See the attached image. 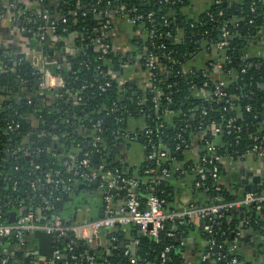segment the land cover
<instances>
[{"label":"trees","instance_id":"trees-1","mask_svg":"<svg viewBox=\"0 0 264 264\" xmlns=\"http://www.w3.org/2000/svg\"><path fill=\"white\" fill-rule=\"evenodd\" d=\"M35 1L38 5L37 11H25L16 7L14 14L20 25H25L26 19H30L33 24L31 22L28 27L34 30V27L45 24L42 15L47 11L48 21L56 26L53 39L49 37L43 42H38L32 33H25V36L51 63L48 70L53 75L61 77L64 87L40 95L38 82L41 73L32 67L31 62L20 55L9 57L0 52V213L4 222H12L30 210L41 211L38 197L47 196L49 184L44 189L32 190L30 183L37 178H43L47 172L60 169L61 161L67 153L73 152L75 145L88 144L90 134H93L92 121L104 116L111 107H115L116 115L124 118V122L122 124L113 122L105 126L106 145L101 148L102 159L109 161L108 166L121 170L124 177L138 179L136 193L142 204L148 196V187L153 186L154 194L164 201L163 207L166 211L176 209L175 186L184 184L187 176L171 175L170 178H163L156 184L157 179H160L161 169L164 167L170 169L167 164L158 167L153 165V162L145 161L137 172H133L124 170L118 161L112 159L117 147L126 141L120 138L111 142L113 137L110 134L127 129L128 114L133 120L143 124V128L136 130L141 136L135 143L140 146L149 143L145 155L151 151V146L160 148L162 142H167L169 147L173 148L180 125L169 127V122L161 115V110L170 106L174 112H187L193 109L199 116V108L204 105L207 109V115L203 117L204 126L213 121L220 128L219 136L214 138L213 142L217 152L224 158L234 156L240 159L237 157H241L243 151L251 146L255 134L264 133V86H261L264 85V72L246 69L241 75L235 74L238 66L242 65L243 54L253 50V46H258L261 40L259 33L264 27L263 0H210L204 11L194 15L187 11L189 0H167V3L165 0ZM0 4V15H3V3L0 1ZM82 13H85V16ZM148 14L151 15L149 19ZM136 16L142 17L141 23L135 25L142 37L138 36L139 38L132 44L135 52L127 53L125 58H134L140 69L144 70L145 59L139 58L143 50L146 53L151 51L157 56V66L152 74L154 85L163 93L158 108L152 107L149 102L152 95L146 90L144 93L147 101L140 105L144 93L136 80L128 79L127 72H121L123 78L128 79L122 84L116 79L111 80L109 76L112 67L119 65L121 60V55L113 48V39L110 36L115 26L113 20L123 22L126 18ZM225 23H228L226 28L229 39L226 53L230 55V64L224 65L220 75L210 78H204L197 72L193 77L182 74L181 70L188 60L193 56H203L202 35L208 34L209 39L214 41L217 38V28ZM151 25L155 26L156 32L149 42L146 40L148 34L144 27L149 29ZM103 26H107L105 33L101 31ZM165 33L175 41H171L169 37H158V34ZM102 35L108 36L112 45L107 54H101L96 47L91 46V40ZM71 40L74 41L76 54L65 65H61L56 58L65 51L66 44ZM169 52L173 63L168 62L163 56ZM250 54L253 56L254 52ZM255 61L253 58V62ZM225 71L230 73L227 74ZM218 78L225 82V87L221 90L223 101L229 99L231 105L223 101L208 103L197 97L204 82H206L204 90L210 93ZM107 82L109 86L105 91L99 90L98 87L104 86ZM58 94L60 97L55 96ZM19 96L20 102L17 104L16 98ZM166 97L171 100L170 105L167 104ZM247 106L250 107L249 112H245ZM231 118L235 119L228 129L230 132L226 133L225 124ZM197 120L192 122V127L197 125ZM34 122L37 123L35 130ZM170 123L173 124L174 120ZM8 125L14 129L8 130ZM205 129L200 132L205 133ZM146 130L150 131L147 136L144 135ZM188 133L194 134L192 131ZM23 150L28 154H23ZM170 157L180 162L179 152H171ZM183 166L188 168L191 164ZM151 169L154 173H144L145 170ZM60 170L66 184L60 186L54 195L61 199L60 204H66L74 195L78 196L80 191L75 178L63 169ZM195 178L193 176L191 179L195 181ZM220 180L223 181L220 191L211 187V180L208 178L203 181L201 188L192 185V193L203 197V202H194L192 205L210 204L209 201L205 202V199L216 194L225 201L234 200L243 194L239 182L234 178L226 175ZM93 188L94 186L90 185L87 189ZM205 189L207 191H204ZM263 190L264 186H261L257 191ZM60 204L55 205L54 212H61ZM51 214L53 212L47 213ZM245 221L249 222L248 227L253 232L264 237V208L261 213H254L247 208L231 211L224 216L219 226L220 231H224V236L215 237L217 243L226 241L220 250L222 255L232 256L227 249V243L235 239L234 232L240 231L242 229L240 224ZM129 229L131 242H136V245L127 255L124 254L126 249L121 248L119 242H113L107 250L103 247L85 248L80 242H75L72 245L73 251L68 253L66 246L70 239L62 238L55 243V247L62 255L56 264H72L70 256H74L82 264H88L81 259L85 256H93L92 264H131L130 259L134 260L133 264H159V254L166 247L170 249L166 264H183L182 243L190 236L196 235L204 239L206 236L191 224L185 222L179 224L177 221L165 224L163 230L159 232L158 242L142 236L135 226ZM118 234L119 232H116L113 235L117 238ZM30 238L24 235L21 241L13 237L3 240L0 259L8 257L7 264H31L32 257L24 256V248L19 246L21 242L24 244L29 242ZM5 248L18 251L11 254ZM233 255L239 260L243 259L239 252H234ZM208 264H212V261Z\"/></svg>","mask_w":264,"mask_h":264},{"label":"built area","instance_id":"built-area-1","mask_svg":"<svg viewBox=\"0 0 264 264\" xmlns=\"http://www.w3.org/2000/svg\"><path fill=\"white\" fill-rule=\"evenodd\" d=\"M165 3L168 1L165 0ZM161 3V2H159ZM1 6V4H0ZM7 14H12L14 6H5ZM253 11V8L251 9ZM95 12V10H93ZM134 11L132 10V13ZM100 14V13H98ZM209 16L208 13H206ZM85 16V13H82ZM148 14L147 19L150 18ZM42 20L44 25L34 27V30L28 27L32 22L30 19H26L25 25L17 26V30L21 33H32L36 36L38 42H43L46 38L53 39V35L56 32V26L54 23L48 21L47 11L43 12ZM128 24L135 26L141 23L142 17L136 16L135 18L124 19ZM33 24V22H32ZM223 24L217 28V38L212 41L209 39L208 34H203L201 37L203 41V56L202 60L197 58L198 56H193L188 60L184 66L182 74L193 77L196 72L204 78H210L212 76H218L224 69V65L230 64V55H227L226 50L228 47L229 32L227 31L226 25ZM155 26L151 25L149 29L144 27L147 32V39L149 42L153 38V34L156 32L154 30ZM102 33L107 31V26H103L101 29ZM159 38L169 37L171 41H175L174 38L170 37L168 33L164 35L158 34ZM109 37L106 35L97 36L91 40V46L96 47L101 54H107L110 52L112 45ZM164 58L173 63V58H171L170 52L163 55ZM126 55H121V60L119 65H114L112 67V72H109L110 79H116L120 84L124 83L128 79L136 80L137 84L144 93V90L151 94L150 104L153 108H158V103L163 95V93L154 85V79L152 71L155 70L158 62L157 56L151 51L147 53L143 50L139 58L145 59L144 70H141L137 65V62L133 60L134 58H125ZM253 58L256 59L253 62ZM31 65L34 69H37L41 75L38 82V92L42 95L44 92L61 90L64 87V82L61 77L53 75L49 70V63L40 52L36 54L34 59H31ZM116 68V69H115ZM246 69H252L255 71L264 72V55L259 51L254 53L252 56L250 53L243 54L242 65H239L235 74H243ZM127 72L129 78L126 80L123 78L121 72ZM226 72V71H225ZM227 74L230 71L226 72ZM234 73V71H233ZM109 86V82L105 83L104 86H99V90L105 91V88ZM206 87V82L203 83L202 89L197 93V97L208 103H216L223 101V93L221 90L225 87V82L218 78L217 83L214 86L212 92L207 93L204 88ZM85 88V86H83ZM60 97V95H55ZM166 102L170 105L171 100L166 97ZM145 93L140 101V105L146 103ZM224 103L231 105V101L226 99ZM250 107L245 108V112H249ZM117 110L115 107H111L104 116L98 119H94L92 122L93 134H90V142L86 145H75L72 149L73 152L67 153L60 164V169H63L66 173L70 174L76 180L78 186L84 185L83 192L86 194H92L97 192L101 196L102 201V217L87 219L77 223H65L59 213L54 212L56 204H60L61 199L56 194V190L66 184V180L61 176V170H53L47 172L43 175V178H37L35 181L30 183L32 190L44 189L46 185L49 184V192L47 196L38 197V205L41 207V211L32 212L31 210L22 216L16 218L14 222H4L2 214L0 213V247L2 246V241L13 237L14 239L21 241L23 236L31 233L33 231L41 230L46 233H51L53 235V258L47 261V264H56V262L61 258L60 251L55 247V243L62 238H69L70 241L66 246L68 253L73 251V244L75 242H80L86 248L94 247L99 244L101 239V234L113 235L117 228H130L135 226L142 236H147L158 242L159 232L163 230L167 222L177 221L179 224L183 222L191 224L201 233L205 234V241L207 245V250L202 255L201 259L205 263L212 261V264H246L242 260H239L233 255L237 250L235 243H227L228 250L232 253L231 257L222 255L220 250L223 245L225 246L226 241L223 243H217L215 237L219 235L224 236V231H220V223L224 216L235 210L242 208H247L252 210L254 213H261L264 208V190L258 192L257 190L264 186V180L260 183L254 185L252 188L254 191L250 193L241 194L238 198L230 201H225L219 194L212 196V198L205 199V202L209 201L210 204L205 205H180L174 211L164 210V201L159 199L154 194V187H148V196L146 197L145 203L142 204L139 200L136 190L139 186V181L135 177H124L121 170L116 167L108 166L109 161L102 159L101 148L106 145V129H105V119L109 118L110 123L122 124L124 118L118 117L116 115ZM161 115L163 118L169 122V127L173 128L176 125H180L179 132L175 135L174 146L171 149L167 142H162L160 148L151 146V151L145 155V151L149 146V143L144 145H139L142 152L144 153V162H153V165L158 167L167 164V168H162L160 172V179H157L156 184H159L160 180L163 178H170V176H181L184 177L189 172L195 171V181L193 185L195 188H201L203 181L205 179L211 180V187L216 191H220V186L223 185V181L220 180L222 176H226L228 166L232 164H238L244 161L247 157L253 159L261 160L264 162V133L255 134L252 140V144L248 149H245L241 154L240 159L234 158V156H229L228 158L221 157L217 152V148L213 142V139L219 136L220 128L213 122L209 121L204 126L203 117L207 115V109L204 105L199 108V116L193 111V109L187 112H174L173 107L170 106L168 109H162ZM127 122L133 120L130 115H127ZM198 119L197 125L192 127V122ZM235 119V118H234ZM234 119H229L225 124L226 133L232 125ZM174 120V123L170 122ZM143 124H141V128ZM17 126H15L16 128ZM206 129H205V128ZM8 130H13L11 125L7 126ZM204 130L205 133L200 132ZM239 130V128H236ZM139 130V129H137ZM193 132L194 134H189L188 132ZM199 132V133H196ZM188 133V134H187ZM120 134V135H119ZM150 131L146 130L144 135H149ZM113 137V141H118L122 138L126 142H135L140 138L138 132L127 129H121L118 132H112L110 134ZM161 141V139L159 140ZM196 148V150H195ZM198 151V152H197ZM171 152H179L181 158L180 162L175 161L173 157H170ZM196 152V153H195ZM23 154L27 155V151L23 150ZM99 155L98 161L94 164L92 157L94 154ZM196 156V160L192 161V158ZM191 164L190 167L184 168L183 165ZM197 164L196 168L194 167ZM145 174L154 173V170H145ZM96 182V186L92 190L87 189L90 185ZM151 185V183H150ZM242 188V187H241ZM204 191H207L205 189ZM243 191V190H242ZM120 193L122 195L120 196ZM121 202L119 210L114 212L112 210V204L116 201ZM44 214H43V212ZM53 212L51 215L47 213ZM249 224V222H247ZM258 224V223H255ZM234 236H240L239 232H234ZM111 241L116 239L110 237ZM223 244V245H222ZM169 247H166L159 254V264L167 263V254L169 252ZM129 251H125L124 254L127 255ZM34 250L30 257H32L31 264H39L44 262L43 258L34 259ZM73 261L72 264H82L81 261H77V258L70 256ZM88 264H92L94 261L93 256L81 257ZM130 263L133 264L134 260L130 259ZM0 264H7V258H1Z\"/></svg>","mask_w":264,"mask_h":264},{"label":"crops","instance_id":"crops-1","mask_svg":"<svg viewBox=\"0 0 264 264\" xmlns=\"http://www.w3.org/2000/svg\"><path fill=\"white\" fill-rule=\"evenodd\" d=\"M3 4V15H0V52L9 57L20 55L24 59L31 61L34 59L37 53H39L32 43L26 38L25 33H21L17 30L19 26V19H17L14 14L16 7L23 9L25 11H37L38 5L35 0H0ZM210 0H189V5L187 11L191 14H198L205 10ZM264 2V0H263ZM15 4L17 6H15ZM12 5L14 9L12 14H7L5 6ZM113 20L115 26L111 30V37L113 39V48L115 52L120 55H126L129 52H135V47L132 45L141 36L136 26L128 24L125 20ZM134 27V28H133ZM261 40L258 46H253V50L246 51V53H257L259 51L264 55V27L260 31ZM142 37V36H141ZM133 41V42H132ZM74 41H69L65 46V51L57 56L56 60L61 65H65L70 58L76 54ZM197 58L202 60V56ZM16 101L20 102V96L16 98ZM36 122L33 124V129L36 128ZM141 127V123L136 120H130L128 123V128L135 131ZM196 150V148H195ZM198 152V151H197ZM196 153V152H195ZM197 154H194L192 161L196 160ZM114 161H118L124 170L137 172L139 167L144 163V153L142 152L140 146L135 142H126L121 144L114 151L112 155ZM197 164H195L196 168ZM227 176H230L237 180L238 178L248 177L250 180L252 177L259 176L261 181L264 180V162L261 160L253 159L247 157L244 161L238 164H232L228 166ZM184 184H179L175 186L176 192V205L177 208L180 205L194 204V202H203V197L198 194H193L191 186L193 185V176H195V171L192 174H187ZM185 177V176H184ZM191 177V178H190ZM192 181V182H191ZM264 182V181H263ZM78 186V185H77ZM242 189V188H241ZM240 191L242 192V190ZM80 194L86 196L87 200L85 203L76 202L74 195L69 202H67V208L65 209V203L61 206V212L59 213L61 219L68 224L81 222L87 219L99 218L102 216V201L99 193L94 192L92 194H86L82 190H79ZM97 196L93 197V194ZM202 204V203H200ZM121 205V202L116 201L112 204V210L117 212ZM248 221L241 222L242 229L238 231L240 236L235 237L232 243L237 246L236 252H239L242 256V261L246 264H264V237L260 236L257 232H253L250 227H248ZM119 232V236L116 238L115 235H104L101 234V239L99 244L93 248L103 247L107 250L113 242H119L121 248H125V251H132L136 242L132 243V236L129 228H117L114 233ZM110 237L115 238V241H111ZM231 243V242H230ZM183 251L182 258L183 264H207L202 261L201 257L207 250L206 241L200 236H190L185 243H182ZM19 246L23 247L24 256H30L32 254L35 243L33 239L30 238L29 242H21ZM92 248V249H93ZM6 251L14 254L18 249L11 250L10 248H5ZM8 258V257H7Z\"/></svg>","mask_w":264,"mask_h":264},{"label":"water","instance_id":"water-1","mask_svg":"<svg viewBox=\"0 0 264 264\" xmlns=\"http://www.w3.org/2000/svg\"><path fill=\"white\" fill-rule=\"evenodd\" d=\"M116 69V68H115ZM264 86V85H261ZM19 102L17 101V104ZM105 124L108 126L110 125V119L106 118L105 119ZM29 138H27L26 143H28ZM99 159V155L96 153L93 155L92 160L94 162H97ZM261 179L259 176L252 177L251 180L248 177L244 178H238L237 177V182H239L240 186L242 187L243 192L245 193H250L253 192L254 190L252 189L254 185L260 183ZM93 186H96V182L93 183ZM79 190L84 189V185L78 186ZM97 196L96 193L93 194V197ZM62 206V203L60 204ZM100 217H102L100 215ZM15 221V220H14ZM12 221V222H14ZM26 236H29L33 239V242L35 243V248H34V259L38 258H43L44 262H41L39 264H47V261H50L53 258V235L51 233H46L41 230L33 231L31 233L26 234ZM86 248V245H84Z\"/></svg>","mask_w":264,"mask_h":264},{"label":"rangeland","instance_id":"rangeland-1","mask_svg":"<svg viewBox=\"0 0 264 264\" xmlns=\"http://www.w3.org/2000/svg\"><path fill=\"white\" fill-rule=\"evenodd\" d=\"M76 202H82V203H85L87 198L86 196L82 195V194H79L76 198H75ZM67 204L65 205V209L67 208Z\"/></svg>","mask_w":264,"mask_h":264}]
</instances>
